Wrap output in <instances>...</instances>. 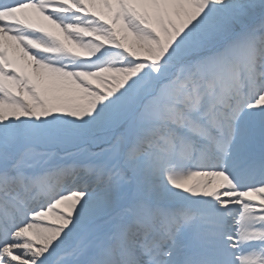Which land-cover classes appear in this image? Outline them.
Returning <instances> with one entry per match:
<instances>
[{
	"label": "rangeland",
	"instance_id": "obj_1",
	"mask_svg": "<svg viewBox=\"0 0 264 264\" xmlns=\"http://www.w3.org/2000/svg\"><path fill=\"white\" fill-rule=\"evenodd\" d=\"M194 1L209 22L203 27H194L187 35H181L171 24L161 30L159 39L137 18L124 15L125 33L136 42L111 34L116 20L110 18L106 23H100L93 16L86 17L85 8L80 6L76 18L84 17L76 26L65 21V25L58 24L59 20L48 16L63 33L69 27L82 28V36L88 42L86 47L92 48L94 60L91 61L78 55L72 40L65 42V46L73 55L65 49L56 50L54 55L57 57L67 55V73L79 72L85 85L95 77L102 85L116 89L115 98L106 100L93 94L89 100L83 94L57 92L48 97L38 93L28 75H19L14 80L1 73L0 103L13 106L19 116L29 114L34 123L29 126L24 119L1 117L3 114L0 113V178L5 174L6 178L13 176L21 170L32 171L42 163L48 167L64 166L71 159L94 158L107 162L113 169L111 176L117 180L115 193L108 192L104 205L93 201L101 208L94 221L91 220L75 237L59 235L61 240L55 244L59 247L48 254L47 264L49 261L51 264H80L96 253L97 241L110 233L121 216L130 219L143 198L149 202L157 199L158 188L151 184L154 173L147 172L145 163L156 157V151H162L166 137L168 140L173 136L171 129L179 124L173 114L182 113L189 96L194 95L200 103L207 87H215L216 82L208 73L211 65L222 69V77L231 70L239 78L235 94L232 93L234 97L226 95L221 105L222 111L230 108L232 120L228 127L227 148L234 146L236 153L243 154L264 142V0ZM61 11L65 16L72 13L69 8ZM144 31L154 38L150 44L138 40V35ZM251 35L258 36L255 46L251 44ZM78 36L81 35L74 34L73 39L79 40ZM120 46L127 52L112 51ZM141 48L150 50L151 55L144 58ZM234 53L243 59L252 54L251 69L245 67L247 70L243 71ZM36 77L39 76L36 74ZM246 77L257 84L253 90L248 89ZM123 140L126 143L122 148ZM250 153L251 159L253 151ZM27 163L32 166L27 167ZM71 172L67 179L77 176L74 170ZM97 180L83 191L92 189ZM241 209L246 210L244 206ZM38 224L41 223L27 220L12 231L6 247L17 264H33L38 260L32 248L35 245L41 249V244L33 239L30 230V226ZM17 230L21 232V238H18ZM37 231L39 228L35 233ZM15 244L21 249H13Z\"/></svg>",
	"mask_w": 264,
	"mask_h": 264
},
{
	"label": "bare ground",
	"instance_id": "obj_2",
	"mask_svg": "<svg viewBox=\"0 0 264 264\" xmlns=\"http://www.w3.org/2000/svg\"><path fill=\"white\" fill-rule=\"evenodd\" d=\"M78 6L85 8L83 10L86 11V17L93 16L100 23H106L110 18L116 20L111 34L123 36V38L125 36L127 40L131 39L123 28L122 17L124 15L137 18L146 29L153 34L156 33L159 39H161V30L167 25L170 27L171 24L175 25L181 35H187L194 27H203L209 22L198 8L197 1L194 0H41L5 13L0 12L3 14L2 17L14 20L27 29L26 32H16L13 30L15 26H10L9 30L14 33L8 34L6 28L0 26V73H9L14 80H17L19 75L26 74L35 84L38 93L48 97L57 92L63 95L83 94L89 100L92 99L93 94L106 100L115 98V88L102 85L101 81L95 77H91L88 85H85L82 83L79 72L73 71L69 74L65 70L67 55L62 57L54 55V52L59 49H65L71 53L70 49L65 46V42L72 40V46L80 57L90 61L94 60L91 53L92 48L86 47L88 42H85L86 37L82 36V28L70 29L69 27L66 29L67 32L63 33L59 31L61 29L55 22H50L48 17L53 16L59 20L58 24H64L63 21H65L76 26L84 17L76 18L80 12ZM62 8H69L72 13H68L66 16L61 15ZM90 11H93L94 14ZM147 32L144 31L138 35V40L150 44L154 38H151ZM74 34L81 35L76 37L79 40L73 39ZM257 37L250 36L252 46H255ZM134 41L133 38L131 42ZM140 51L144 58L151 55L150 50L141 48ZM113 52L127 51L124 46H120L113 49ZM234 54L241 62L243 71L247 70L245 67L251 69L250 65L254 60L252 54H248L246 59L237 53ZM37 55L39 57H36ZM221 70L220 67L210 66L208 73L215 80V87H211V89L207 87L206 95L200 103L196 102L194 95L189 96L181 109L182 113L173 114L174 120L179 122L171 129L174 131L173 136L166 140L165 135L162 151H156V157L145 163L148 168L147 172L154 173L151 174L152 177L154 176L151 184L158 188L156 201L149 202L144 198L140 200L137 213L131 219L123 222L122 227L117 230L118 234H115L107 244L105 241H101L102 244L99 245L100 259L92 264H114L116 261L124 264L128 262L130 250L128 241H125L123 235H135L138 239L142 238L136 247L138 246L137 249L143 252V257L151 256L152 252L158 250V244L156 240H150L152 232L149 228L157 227L161 221L159 215L162 214L163 222L167 227L172 228L178 220L177 218L180 219L178 212L186 215V212L194 211L199 213L196 214V218L193 215L192 220L182 221L183 227H185L184 233H187L186 237L178 236L182 233L180 225V231L179 234H176L173 248L168 249L169 251L165 255L169 264H180L181 260L185 264H189V261H194V255L200 254V257L209 258L212 252L227 264H255V262L264 264V258L257 251H241L245 241L253 240L259 242L260 248L264 247V142L254 147L253 152L256 154H254L255 158L251 159L248 156L249 152L236 153L234 146L229 147L226 152H224L225 148L222 149L223 146L225 147V139L229 135L228 127L232 124V120L229 116L230 108L222 111L221 102L226 95L234 97L232 93L235 94L234 89L239 78L234 76L230 72L231 70L225 72L222 77ZM36 74L39 77H36ZM201 75L204 80L202 70ZM247 80L248 89L253 90L254 85L257 84L252 78H247ZM0 113L3 114L1 117H15L16 120H19L17 118L19 117L22 119L21 121L24 119L29 126L34 123L29 114H26V117L23 114L19 116L14 107L7 103H0ZM155 117L159 120L158 115ZM11 136H14V132H11ZM125 143L126 140H123L122 148ZM209 144L214 146L213 153L219 154L218 158L223 160L220 167L217 165L216 157L210 154ZM175 147H178L181 153L178 154ZM206 158H208V162H206ZM66 164V168H62V166L59 171L52 172L41 168L33 173V177L39 181L31 180L38 190V195L37 199L31 198L35 202H28V214H26V208L22 209L23 206H11L12 201L9 199V195H12L14 199L18 197L16 193L19 194L18 191H21H14L17 181L9 179L10 181L5 186L0 187V191H3L0 192V227L5 230L9 229L8 223L19 219L41 223L32 225L35 229L30 226L33 239L41 244V249L33 245L32 250L38 257V260L33 261V264H47L46 260L50 257L48 254L59 247L55 245L61 240L59 235H63L64 238L75 237L89 221L97 218V214L101 210L97 204L104 205L108 192L115 193L116 191L117 180L112 176L108 180L97 181L88 192L83 191L89 187L85 183V178L89 180L92 177H84L85 172L82 171V168L77 170V175L81 179L71 178L59 185L57 178L63 174L70 176L71 166L76 168L81 163L72 161ZM86 166L89 169L96 168L104 177L110 172L113 173V170L109 169L105 163L91 162ZM247 174L250 176L247 180H254L258 186L256 190L244 187L246 183L241 182L239 186L250 190L237 192V187L228 182L235 176H247ZM5 178L6 176H2L0 180L6 181ZM43 193H46L44 199L41 195ZM245 199H248L249 204L252 205L250 208L257 211L262 210L263 214L254 220L251 213H246V217L243 216L242 219L247 220V224L257 222L259 226L245 238L246 224L244 222L242 226L241 222V238H244L240 242H235L230 236L229 227L232 213ZM94 200L97 201V204L93 203ZM8 205L11 206V212L3 210V207ZM16 214L17 217L14 219ZM141 226L149 227L145 232L146 235L134 229ZM2 228L0 231H3ZM38 228L39 231L35 233ZM20 233V231L16 233L18 238L22 237ZM15 239H17L16 236ZM130 241L132 242V240ZM166 246L164 245V247ZM12 248L21 249V246L15 244ZM7 249L8 247L5 246L1 249L0 259L5 260L0 264H14L13 262L17 264L18 262ZM43 251L48 253H43ZM23 255L26 256V254ZM148 261L147 259L145 263Z\"/></svg>",
	"mask_w": 264,
	"mask_h": 264
}]
</instances>
